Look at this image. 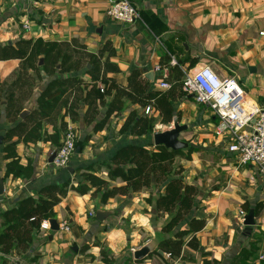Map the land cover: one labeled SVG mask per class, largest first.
Instances as JSON below:
<instances>
[{
    "label": "crops",
    "instance_id": "0c3cea01",
    "mask_svg": "<svg viewBox=\"0 0 264 264\" xmlns=\"http://www.w3.org/2000/svg\"><path fill=\"white\" fill-rule=\"evenodd\" d=\"M129 1L140 13L133 24L108 17V0H0V44L29 38L58 42L78 39L88 52L97 54L110 42L115 50L111 62L120 72L107 76L119 86L127 87L130 75L138 70L150 84V90L158 91L159 84L170 76L175 83L178 72L185 76L190 70L210 66L222 78L236 77L247 92L248 102L264 107V0ZM24 23H28L29 30ZM106 58L107 54L104 61ZM173 60L177 65H173ZM19 66L20 60L0 61V82L11 79ZM73 75L91 81L85 71ZM146 75L152 80L146 79ZM52 79L44 74L36 83L26 111L36 108L39 96ZM114 93L105 95L106 103L112 101ZM192 101L174 103L175 115L180 112L187 130H194L188 143L196 149L191 160L179 158L176 165L183 166L185 181L199 189V206L192 216L206 220V227L197 237L202 251L210 253L209 256L193 252L195 261L183 262L165 254L164 258L136 263V251L168 237L161 232L168 216L157 217L156 211V199L162 188H151L111 198L106 204L102 203L101 194L94 197L70 192L56 206L54 217L59 225H69L70 230L55 233L41 230L24 255L0 253V264H108L102 258L103 249L108 251V259H113L110 264H203L204 259L220 264H264L260 260L264 254V180L255 167L241 165L228 152L224 141L216 135L218 120L210 109L203 106L200 111L205 119L190 127L194 120ZM86 110L84 106L78 122L65 120L79 134V152L66 169L49 165L54 150L51 143L19 144L21 161L23 164L29 159L33 161L34 175L30 180L5 178L7 161L0 144V178L5 188L0 212L24 196H38L46 185L68 180L76 185L82 181L81 168L91 167L93 174L110 181L107 165L121 147L154 145L149 138L154 140L155 129L141 137L121 133L131 111L144 115L140 105L126 100L123 111L113 115L98 132L94 127L105 117L107 108L100 106L99 114L89 124L84 121ZM11 126L3 111L0 135ZM45 128L50 134L55 132L53 125ZM69 168L74 172L70 173ZM123 184L120 180L111 182L112 186ZM151 195L152 204H148ZM258 206L261 210L255 216L256 224L249 229L239 212L247 215ZM98 211L106 213L102 220L97 218ZM1 224L0 219V229Z\"/></svg>",
    "mask_w": 264,
    "mask_h": 264
},
{
    "label": "trees",
    "instance_id": "16d2710c",
    "mask_svg": "<svg viewBox=\"0 0 264 264\" xmlns=\"http://www.w3.org/2000/svg\"><path fill=\"white\" fill-rule=\"evenodd\" d=\"M114 56L115 50L110 42L105 43L97 54L88 52L78 39L58 42L29 38L0 44V61L20 60L12 78L0 82V122L4 111L6 119L12 124L4 135H0L7 161L5 178L30 180L34 175L33 161L29 159L27 164L22 163L18 145L44 142L51 143L56 150L61 146L67 129L66 118L78 122L84 106L87 107L84 121L88 124L99 114L100 106L107 108L105 117L95 125V132L102 131L113 115L123 111L126 100L144 110L149 106L151 112L139 116L138 111H131L121 133L130 132L134 137H141L153 133L159 121L163 125H171L175 118L181 121V113L175 115L174 103L193 100L183 91L182 73L175 74V83L171 81V76L166 79L171 85L167 90H150V84L138 70L130 75L127 87L119 86L107 76L120 72L119 67L111 62ZM82 71L90 77V82H86L83 76L73 75ZM44 74L52 77V81L39 96L36 108L21 118L34 94L36 83L43 79ZM101 83L108 86H102L104 92L101 91ZM112 92H115L112 101L106 103L105 95ZM156 113L158 117H155ZM48 124L54 126V133L46 130ZM195 151L192 146L171 150L163 145L145 147L128 144L121 147L107 165L110 181L96 176L91 167H86L79 169L82 181L76 185L72 180L49 184L41 188L36 197H22L8 210L0 212V253L24 255L40 234L42 222L54 219L56 206L70 192L94 197L101 194L102 203L106 204L117 196L162 188L156 199V211L157 217L168 216L161 228L162 234L168 237L161 239L157 249L145 259L135 260L136 263L153 257L164 258L165 254L172 260L183 262L195 261L193 252H201L206 258L210 253L202 251L197 237L206 227V220L192 216L199 206V189L185 181L183 166L176 165L179 158L191 160ZM118 180L124 184L111 185ZM152 200L153 195L147 199L148 204H152ZM260 210L259 206L255 209V216ZM101 254L106 263H112L113 259H108V251L103 249ZM203 264L220 263L204 259Z\"/></svg>",
    "mask_w": 264,
    "mask_h": 264
},
{
    "label": "built area",
    "instance_id": "2783aa9c",
    "mask_svg": "<svg viewBox=\"0 0 264 264\" xmlns=\"http://www.w3.org/2000/svg\"><path fill=\"white\" fill-rule=\"evenodd\" d=\"M108 17L114 21L133 24L140 18L139 10L129 0H108L106 11ZM24 28L29 30L28 23ZM173 65H177L175 60ZM171 85L165 80L159 84V89H170ZM183 91L193 95V101L198 106L211 110L218 123L215 132L228 150L234 154L241 165L255 167L264 180V107L259 104L246 106L247 95L236 77L222 78L210 66L190 70L185 74L182 82ZM101 91L104 92L101 86ZM151 107L145 109L148 115ZM172 128V127H171ZM79 138L77 128L68 124L53 161L55 169H66L76 153ZM246 213L239 212L244 219ZM60 229L69 231L67 224L60 225ZM41 230H51L49 220H44ZM260 260L264 261V254Z\"/></svg>",
    "mask_w": 264,
    "mask_h": 264
},
{
    "label": "water",
    "instance_id": "95a60500",
    "mask_svg": "<svg viewBox=\"0 0 264 264\" xmlns=\"http://www.w3.org/2000/svg\"><path fill=\"white\" fill-rule=\"evenodd\" d=\"M43 64V60H41L40 65ZM146 79L152 80L150 78V75L145 76ZM193 95L189 96V99H192ZM28 114V111H24L21 114V118H24ZM188 129L187 125H181L177 118L174 119L172 128L168 131L161 132V133H155L154 135V145L159 146L163 145L171 150H183L187 149L189 147L188 142H184L180 139V134ZM76 152H79V149H77ZM56 156V152L52 153L48 159V163L51 167H53V161ZM70 173H73V169L69 168ZM5 194V188L3 180L0 178V201L4 199ZM106 216V213L98 211L97 212V218L99 220H102ZM50 228L53 233L60 231V225L57 222L56 219H50ZM255 211L254 209H251L249 213L245 216L244 225L251 229L255 226ZM158 243L155 241V243H149L146 246L142 247L140 250L135 252L134 259L136 261L145 259L151 252L157 249ZM159 254L164 255L162 251H159Z\"/></svg>",
    "mask_w": 264,
    "mask_h": 264
},
{
    "label": "rangeland",
    "instance_id": "374dc122",
    "mask_svg": "<svg viewBox=\"0 0 264 264\" xmlns=\"http://www.w3.org/2000/svg\"><path fill=\"white\" fill-rule=\"evenodd\" d=\"M246 92V91H245ZM247 93V92H246ZM191 104H190V107H191V111L194 113V115H192V117H193V121L191 122V124H190V127H192L193 128V124H196L197 125V122H201V120H204L205 118H203L204 116L203 115H201V109L203 108V106L202 107H198V105L194 102V101H192V102H190ZM201 110V111H200ZM207 109H205L204 111H206ZM203 111V112H204ZM207 114V116H210V111L209 112H207L206 113ZM186 120V119H185ZM185 122V123H184ZM180 124H182V125H186L187 123H186V121H181L180 122ZM172 125H173V122L171 123V125H162V124H157V126H156V128H155V133H161V132H165V131H168V130H170V128L172 127ZM191 128V129H192ZM194 130H186L185 132H183V134L182 135H180V139L182 140V141H184V142H188L189 141V139L192 137V132H193ZM150 139V141L152 142V143H154V140H153V138H149ZM77 147V146H76ZM78 148V147H77ZM152 149H153V147H152ZM77 151V150H76Z\"/></svg>",
    "mask_w": 264,
    "mask_h": 264
},
{
    "label": "bare ground",
    "instance_id": "6f19581e",
    "mask_svg": "<svg viewBox=\"0 0 264 264\" xmlns=\"http://www.w3.org/2000/svg\"><path fill=\"white\" fill-rule=\"evenodd\" d=\"M250 105H251V103H250V102H247V103H246V106H248V107H249Z\"/></svg>",
    "mask_w": 264,
    "mask_h": 264
}]
</instances>
